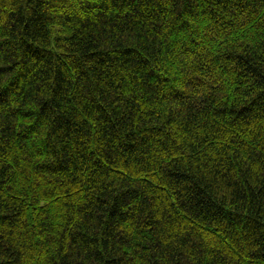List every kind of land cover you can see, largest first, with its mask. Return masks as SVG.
<instances>
[{
	"label": "trees",
	"instance_id": "1",
	"mask_svg": "<svg viewBox=\"0 0 264 264\" xmlns=\"http://www.w3.org/2000/svg\"><path fill=\"white\" fill-rule=\"evenodd\" d=\"M0 264H264V0H0Z\"/></svg>",
	"mask_w": 264,
	"mask_h": 264
}]
</instances>
